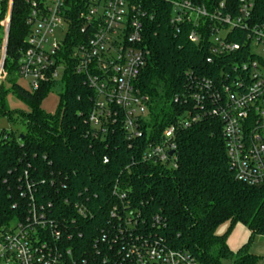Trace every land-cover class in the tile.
I'll use <instances>...</instances> for the list:
<instances>
[{"label":"built area","instance_id":"2783aa9c","mask_svg":"<svg viewBox=\"0 0 264 264\" xmlns=\"http://www.w3.org/2000/svg\"><path fill=\"white\" fill-rule=\"evenodd\" d=\"M13 1L7 0L0 20L5 37L0 81L13 64L6 57ZM22 2L27 9L26 36L17 75L28 92L59 81L67 67V54L74 72L92 92L85 122L97 131L95 137H103L118 125L128 148L138 152V163L176 168V132L214 118L221 122L235 180L253 187L264 185V22L256 20L254 0H239L235 6L207 0L171 2L170 25L189 29L187 41L205 46L209 61L223 63L212 75L188 74V92L182 100L186 104L188 98V112L160 135L147 126L148 99L135 87L149 56L144 33L149 16L143 0ZM75 35L83 40L76 41ZM179 101L174 99V103ZM102 163L108 164V159ZM25 188L30 194L31 185ZM127 191L118 182L112 186L114 203L92 239L93 255L78 245L83 234L72 230L76 218L64 217L57 224L45 207L31 203L22 223L0 229V264H198L186 251L158 238L156 230L163 229L165 221L160 215L146 218L132 208ZM85 194L79 193L72 203L65 201L82 220L93 216Z\"/></svg>","mask_w":264,"mask_h":264},{"label":"trees","instance_id":"16d2710c","mask_svg":"<svg viewBox=\"0 0 264 264\" xmlns=\"http://www.w3.org/2000/svg\"><path fill=\"white\" fill-rule=\"evenodd\" d=\"M172 1L143 0L149 16L144 21L149 56L135 87L148 99L147 126L158 135L188 112V98L186 104L182 101L188 92V74L212 75L223 63L209 61L205 46L187 41L189 29L170 25ZM238 1L207 0L227 6ZM254 2L256 20L264 22V0ZM6 10L7 0H2L0 20ZM26 13L22 0H14L6 45V57L13 62L8 75L17 73L25 48ZM64 58L67 67L61 79L37 92L30 93L13 81L8 89L0 85V117L20 122L24 128L19 135L0 130V229L22 223L34 203L45 207L57 224L64 217L76 218L72 230L83 234L78 245L91 255L92 239L105 224L114 203L110 192L118 182L128 190L132 208L146 218H163L165 227L156 230L158 238L186 251L198 264H258L259 258L249 249L254 238L264 236V185L253 187L235 180L225 154L221 122L205 118L176 132V168L142 165L118 125L103 137L93 135L97 131L85 122L92 92L74 72L67 54ZM53 89L60 90L58 105L53 114H46L40 104ZM8 92L25 104L26 112L10 113ZM176 97L178 103H174ZM26 184L31 185L30 194ZM79 193H86L93 213L86 220L75 216L65 203L78 200ZM225 222L230 228L241 224L249 232L236 253L228 249L225 235L215 233Z\"/></svg>","mask_w":264,"mask_h":264},{"label":"rangeland","instance_id":"374dc122","mask_svg":"<svg viewBox=\"0 0 264 264\" xmlns=\"http://www.w3.org/2000/svg\"><path fill=\"white\" fill-rule=\"evenodd\" d=\"M3 21V20H2ZM5 41L4 31L3 28L0 26V60H1V49L2 45ZM10 75V76H9ZM5 73L3 75L2 80L0 81V85H3L6 89L9 88V83L11 81L14 82L17 86L21 87L22 89L28 91V87L26 83L17 75V73L9 74ZM60 93L59 89H53L51 93L47 94L41 101L40 109L46 114H53L58 105V94ZM6 106L10 113L14 112H26L27 108L25 104L17 99L12 93L8 92L6 95ZM5 129L8 131L14 132L16 135L21 134L24 131L23 126L20 122L17 121H9L7 118L0 117V130ZM217 236L226 237V245L228 249L232 253H236V251L246 243L248 239V231L247 229L242 226L241 224H235L233 227L230 228L228 222L221 224L216 229ZM224 264H230L229 262H224Z\"/></svg>","mask_w":264,"mask_h":264},{"label":"crops","instance_id":"0c3cea01","mask_svg":"<svg viewBox=\"0 0 264 264\" xmlns=\"http://www.w3.org/2000/svg\"><path fill=\"white\" fill-rule=\"evenodd\" d=\"M249 251L259 258L258 264H264V236L254 238Z\"/></svg>","mask_w":264,"mask_h":264},{"label":"water","instance_id":"95a60500","mask_svg":"<svg viewBox=\"0 0 264 264\" xmlns=\"http://www.w3.org/2000/svg\"><path fill=\"white\" fill-rule=\"evenodd\" d=\"M7 37H8V31H7ZM171 155H172V152L169 153V156H171Z\"/></svg>","mask_w":264,"mask_h":264}]
</instances>
